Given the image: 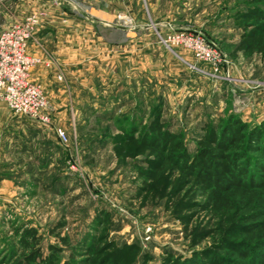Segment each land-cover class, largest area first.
I'll list each match as a JSON object with an SVG mask.
<instances>
[{"label": "rangeland", "instance_id": "1", "mask_svg": "<svg viewBox=\"0 0 264 264\" xmlns=\"http://www.w3.org/2000/svg\"><path fill=\"white\" fill-rule=\"evenodd\" d=\"M56 1L70 8V0ZM43 2L0 0V29L27 16L40 19ZM135 3L129 4L121 20L127 29L126 47L110 50L104 64L77 67L85 82L66 95L77 112L76 125L63 129L43 123L52 127L56 141L43 140L35 174H19L13 187L0 188V264L21 259L19 241L27 228L43 236L44 255L50 245L62 249L60 264L68 261L78 244H91L92 238L98 243L106 239L118 248L136 246L139 255L134 264H204L214 250L212 238L200 243L192 238L195 227L210 222L206 213L186 224L165 201H144L136 172V166L146 167L143 160L122 161L114 147L157 118L172 133L182 134L191 151L205 126L218 132L236 120L250 129L262 126L264 59L246 58L236 50L242 33L237 17L249 0ZM190 29L205 35L225 62L214 67L197 60L192 50L168 41ZM111 40L117 42L118 37ZM46 97L51 118V101ZM57 129L66 133L67 141L59 139ZM57 225L63 228L56 229ZM60 238H67L70 245L61 244ZM81 255L77 259L85 258Z\"/></svg>", "mask_w": 264, "mask_h": 264}, {"label": "trees", "instance_id": "2", "mask_svg": "<svg viewBox=\"0 0 264 264\" xmlns=\"http://www.w3.org/2000/svg\"><path fill=\"white\" fill-rule=\"evenodd\" d=\"M247 6L237 17L242 33L236 50L264 59V0H249ZM203 132L191 151L182 134L157 118L141 132L127 134L114 151L122 161L143 160L146 167L138 165L136 172L144 201H165L186 224L206 213L210 222L195 227L192 237L198 243L214 241L204 264H264V123L250 129L236 120L219 132L208 126ZM19 242L22 257L13 264H60L62 249L50 245L44 255L43 236L36 229L23 230ZM59 242L70 245L67 238ZM77 246L64 264H134L139 255L134 245L118 248L103 238ZM79 254L85 258L77 259Z\"/></svg>", "mask_w": 264, "mask_h": 264}, {"label": "crops", "instance_id": "3", "mask_svg": "<svg viewBox=\"0 0 264 264\" xmlns=\"http://www.w3.org/2000/svg\"><path fill=\"white\" fill-rule=\"evenodd\" d=\"M136 1L70 0V8L59 5L56 0L41 3L38 10L40 26L30 42L29 51L42 62L33 69L31 80L43 87L51 101V126L67 129L76 125L77 112L67 102L66 95L74 93L77 85L85 82L84 72L77 67L104 64L112 54L110 50L120 52L126 47L127 29L121 25V20L126 16L129 4L134 2L136 5ZM112 36L118 37V41L112 42ZM120 58L121 53L118 54ZM59 74L63 75L65 82L61 83ZM55 137L52 127L14 117L1 103L0 188L13 187L19 174H35L33 169L40 159L43 140L49 138L55 143ZM17 168H25L26 172L19 173L15 171Z\"/></svg>", "mask_w": 264, "mask_h": 264}, {"label": "built area", "instance_id": "4", "mask_svg": "<svg viewBox=\"0 0 264 264\" xmlns=\"http://www.w3.org/2000/svg\"><path fill=\"white\" fill-rule=\"evenodd\" d=\"M39 26V17L31 15L0 29V103L6 104L14 116L47 123L50 121L48 99L43 87L31 80L33 69L42 62L29 51ZM168 41L192 50L197 60L214 67L225 62L215 45L199 31L183 30L170 36ZM58 78L62 81L61 76ZM56 133L63 142L67 141L62 129H57Z\"/></svg>", "mask_w": 264, "mask_h": 264}]
</instances>
